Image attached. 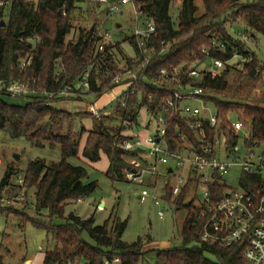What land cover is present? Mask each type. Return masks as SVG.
<instances>
[{"label":"trees","instance_id":"trees-1","mask_svg":"<svg viewBox=\"0 0 264 264\" xmlns=\"http://www.w3.org/2000/svg\"><path fill=\"white\" fill-rule=\"evenodd\" d=\"M1 1L6 6L0 11V19L7 26L0 27V79L30 84L35 81L32 88L40 95L29 98L26 106L8 104L1 99L5 95H0V133L5 132L13 139L25 138L37 148L58 147L61 153L56 163L47 164L41 159L30 162L24 176L23 188H34L35 211V216L25 218L24 223L30 222L37 229L45 230L54 243V249L44 254L43 264H75L78 259L86 264H104L115 258L120 259L118 264H144V257L152 251H156L154 264H243L242 247L220 248L200 242L199 211L192 204L184 203V195L175 200L178 208L188 209L181 230L183 246L167 251L147 249L150 238L125 243L122 237L127 220L111 216L103 225L96 226L93 218L81 219L74 214L65 218V209L68 204L91 196L98 188L96 181L87 182L85 167L70 164V159L82 158L94 165L104 155L109 161L105 176L113 182H128L126 175L133 166L125 158L139 153L121 148L123 141L129 139L124 133L140 126L143 110L149 117L146 127L149 128L151 122L156 124L169 90L176 87L167 76H177L182 84L202 88L206 94L203 100L216 110L223 126L230 125L229 118L234 114L245 128L253 131V142L264 146V64L250 48L258 35L264 38V0H202V14L195 0H180L177 25L171 16V8L177 0H136L144 16L156 26L149 43L154 55L148 64L143 62L145 56L134 37L117 41L114 47L105 44L104 50H99L104 30L100 17L107 16L108 12V7L100 11L99 1L86 7L78 0ZM237 26L245 27L248 42L238 38V33L242 32L231 33L230 29ZM16 30L21 33L20 37L15 36ZM214 43L223 44L224 49L212 48L211 55L230 60V64L214 79L208 74L199 80L189 79L191 65L203 60V48H211ZM28 56L33 61L22 71L20 63ZM245 57L247 62L243 69L236 72L238 62ZM163 70L167 71V76L161 74ZM87 71L90 74L87 94L101 103L104 98L112 97H107V92L113 94L120 88L112 85L118 74L135 72L146 80L133 94L125 96L124 104L118 101L109 115L96 119V130L88 134L81 147L85 129L82 127L81 133L74 135V117L54 107L57 100L45 95L57 94L69 87L71 93L77 95L83 90L82 78ZM258 87H262V92L257 95L254 92ZM116 121L119 125L114 127ZM49 122L52 126L47 131ZM64 123L68 128L62 132ZM184 135L195 143V137L185 127V120L179 116L169 123L165 144L177 151L183 146ZM13 176L10 170L1 180V198L6 187H13L8 193L10 196L16 197L22 191L19 185L11 184ZM160 179L150 177L145 185L151 187ZM165 190L166 199L171 202L169 185ZM217 190L221 192L223 188L217 186ZM0 208H3L0 211L10 210L1 204ZM43 212L47 214L45 219ZM55 219L66 222L54 226ZM85 233L94 245L84 240Z\"/></svg>","mask_w":264,"mask_h":264},{"label":"built area","instance_id":"built-area-1","mask_svg":"<svg viewBox=\"0 0 264 264\" xmlns=\"http://www.w3.org/2000/svg\"><path fill=\"white\" fill-rule=\"evenodd\" d=\"M98 1L108 7L109 20L124 9L133 12L135 22L132 37L145 56L143 62L148 64L154 55V48L149 43L156 33V26L149 17L144 16L141 5L136 0ZM5 6L6 3L0 0V11ZM238 38L243 42L249 41L248 37L241 33H238ZM101 39L100 51L104 50L105 44L114 47L117 43L114 35L108 30L101 33ZM216 47L219 48L218 51L224 49L223 44L215 43L211 48H203L204 59L191 65L187 74L189 79L199 80L204 74L214 79L226 69L230 60L224 61L211 55V49ZM32 61L31 56L26 57L21 61L20 69L26 70ZM246 62L247 57L242 58L235 71H241ZM161 74L168 75L165 70L161 71ZM89 75L87 71L82 78L83 90L87 92ZM167 79L175 82L176 87L169 90V95L164 100V109L156 120V132L144 143L137 135L135 138L124 140L121 145L125 151L146 154L149 160L148 168L132 162L133 169L127 173V181L142 188L138 196L141 204L153 198L154 204L160 207V200L152 194L151 188L145 187L147 178L162 176L165 180H171L176 169L179 173L175 182L169 185L170 193L174 199L192 194L191 199L184 203L192 204L199 211L200 242L220 248L240 246L243 248V264H264V146L253 142V131L245 128L239 121L223 126L216 110L203 100L206 94L202 88L193 87L189 83L182 84L177 76H167ZM145 80L144 76L135 72L118 74L112 85L124 87L123 90L100 107H96L94 103L89 105V114L101 120L102 115L108 114L106 108L109 105L118 101L124 104L125 96L133 94L135 88ZM32 85H35V81L30 84L21 80L7 82L0 79V95L26 99L40 95ZM109 93L107 92V95ZM45 96L58 100L68 99L75 94L71 93L69 87L60 93ZM179 116L185 120V127L195 137V143L190 142L184 135L181 138L182 148L172 151L165 144V139L169 123ZM157 164L168 166L169 169L161 174L156 171ZM234 170L240 173L238 189L228 186L226 181ZM15 185L22 187V191L14 200L1 201V204L24 201V180L18 178ZM217 186L223 190L218 191ZM10 189L6 187L5 192ZM82 201L84 199L79 200ZM158 215L163 218L164 212L159 211ZM119 262L120 259L115 258L111 263ZM111 263L105 261L104 264Z\"/></svg>","mask_w":264,"mask_h":264},{"label":"rangeland","instance_id":"rangeland-1","mask_svg":"<svg viewBox=\"0 0 264 264\" xmlns=\"http://www.w3.org/2000/svg\"><path fill=\"white\" fill-rule=\"evenodd\" d=\"M31 1L37 2L39 0ZM97 1L98 0H83L80 2L83 7H86L88 6L87 4L93 2L97 3ZM195 3L199 8V14H202V0H195ZM106 8L107 6L102 5L100 11H105ZM180 9L181 2L177 0L176 5L171 8V16L175 25H177L178 22ZM101 16L104 21L103 29L110 31L114 35V40L122 42L126 38L132 37L135 18L130 9H124L123 12L115 15L111 20H109L105 14ZM118 24H121L122 29L117 28ZM88 26H90V24ZM230 30L231 33H238L240 31L243 34L246 31L244 26H237L234 27L233 30ZM250 48L255 52L258 60L264 64V38L258 35L257 41L251 43ZM128 50L129 52L131 51L129 48ZM77 87L80 89L79 84ZM257 90L262 92V87H258ZM257 90L254 94L258 95L260 92ZM86 92L87 91H85V93ZM93 98L95 99L92 95L85 101L64 100L58 105V108L67 114L71 113L74 117L75 121L72 126L74 135H77L82 127L85 129V135H83L81 139V147H83L88 134L96 130L98 126L95 117L87 114L85 111L87 104L93 102ZM1 99L8 104L16 106H26L29 103V99L26 98L1 96ZM107 100L108 98H104L102 103L97 102V100L93 103L102 105L107 102ZM115 105V103L109 105L108 110L110 109L109 111L112 112ZM103 116L104 115H102V117ZM46 120L47 118H45L44 121ZM141 120L142 124L140 123L139 127H134L132 131L124 134L130 139L138 135V138L144 143L149 136L156 132V125L151 122L149 128L146 127L149 117L145 113ZM229 121L231 123L237 122V116L234 114L231 115ZM113 124L114 127H116L119 125V121L113 122ZM47 125V131H49L52 124L49 122ZM67 128L68 125L64 123L61 131L65 132ZM53 130L56 132L57 129L54 127ZM81 155L82 154H80V157H82ZM15 156H18L19 160H16ZM38 159L44 160L47 164L59 162L61 159L60 149L58 147L54 149H50L49 147L37 148L31 141L25 138L13 139L5 132L0 133V182L10 170L14 173L11 184L15 185L18 178L24 180L28 164ZM125 159L131 166L132 162L145 168L149 166V160H147L146 154H138L132 157H126ZM69 162L74 166L85 167L88 173L87 182L96 181L98 183V188L91 196L85 198L84 201L68 204L65 209V218L69 217L71 214L81 219L93 218L94 224L99 226L103 225L105 221L112 216L121 221H128L127 229L122 237L125 243L132 244L139 238L145 240L150 238L151 243L147 249L167 251L179 249L183 246L181 230L187 220L188 209L185 206L178 208L175 203L176 199L174 198L171 199V202L167 201V191L165 190V186L172 185L175 182V178H177L179 173L176 169L171 180L160 179L156 186L153 185L151 187L145 185V187L151 188L152 194L160 200L161 206L158 207L154 204L153 198H149L145 204H141L138 201L137 198L142 190L140 186L125 181L113 182L107 178L105 176V168L108 167L106 156H102L101 161L94 165L87 164L82 158L70 159ZM167 168L168 167L165 165H156V171L159 173L167 171ZM239 177V171H232L230 176L226 179L228 186L238 189ZM8 188L13 187L11 186ZM25 191V198L24 201L21 202L22 204L0 203L2 207L10 208L9 211H0V262L3 264H42L44 254L54 249L52 238L47 235L45 230L37 229L30 222L24 223L25 218L35 216L33 198L34 188L28 189L25 187ZM8 193L9 192H5L4 189L2 198L0 196V202H6V200L8 201L9 199L14 200L16 198L13 194L10 196ZM191 195L192 194L184 197V202L189 201ZM98 206L99 209H97ZM159 211L164 212L163 218L159 217ZM15 213L17 214L15 215ZM42 215L43 219H45L47 214L43 212ZM65 222V219H55L53 220V225L60 226L65 224ZM83 238L89 244L94 245V242L86 233ZM155 259L156 251L149 252L144 257V264H154ZM75 264H86V262L83 259H78Z\"/></svg>","mask_w":264,"mask_h":264},{"label":"crops","instance_id":"crops-1","mask_svg":"<svg viewBox=\"0 0 264 264\" xmlns=\"http://www.w3.org/2000/svg\"><path fill=\"white\" fill-rule=\"evenodd\" d=\"M78 1H83V0H78ZM103 6H105V5H103ZM103 18H102V16H101V18H100V20H102ZM117 28H119V29H122V26H121V24H118L117 25ZM104 31V30H103ZM123 88L124 87H120V88H118L117 90H115V93H120L122 90H123ZM115 93H109L108 95H107V97H111V96H114L115 95ZM92 96V95H91ZM90 95H88L87 94V92L85 93V91H81V92H79L77 95H75V96H73L70 100H74V101H85V100H87V98L88 97H91ZM80 99V100H79ZM94 99V98H93ZM110 99V98H109ZM65 99H62V100H57L53 105H54V107H56L57 109H59V110H61L60 108H58V105H59V103L61 102V101H64ZM96 100V98L93 100V102ZM92 102V103H93ZM92 103H90V104H87V106H86V108H85V111H86V113L87 114H89V112H88V109H89V105H91ZM101 105H97L96 104V107H100ZM107 109V112L106 113H108L107 115H109V113H111L109 110H108V107L106 108ZM63 111V110H62ZM144 113L146 114V112H145V110H143V115H144ZM71 114V113H70ZM89 115H91V114H89ZM143 115H142V117H143ZM147 115V114H146ZM141 124H142V120H141ZM104 156V155H103ZM108 160V159H107ZM108 167H109V161H108ZM108 167L107 168H105V173H106V171L108 170ZM166 167H168V166H166ZM169 168H167V170H168ZM166 171H162L161 172V174H164ZM161 179H164L162 176L160 177ZM157 185V182H155V186ZM138 199V198H137ZM139 201V200H138ZM101 206V205H100ZM102 207V206H101ZM97 209H99V206L97 207ZM43 260H44V256H43V259H42V264H43Z\"/></svg>","mask_w":264,"mask_h":264},{"label":"water","instance_id":"water-1","mask_svg":"<svg viewBox=\"0 0 264 264\" xmlns=\"http://www.w3.org/2000/svg\"><path fill=\"white\" fill-rule=\"evenodd\" d=\"M7 26V24H6V22L5 21H1L0 22V27H6ZM95 29V25L92 27V30H94ZM15 36L16 37H20L21 36V33H19L18 32V30H16V32H15ZM140 152H142V151H140ZM15 159L16 160H19V157L18 156H15ZM171 172V171H170Z\"/></svg>","mask_w":264,"mask_h":264}]
</instances>
